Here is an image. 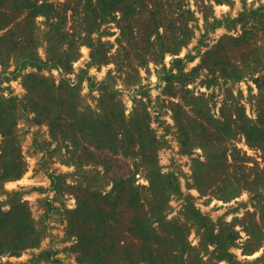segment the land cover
I'll list each match as a JSON object with an SVG mask.
<instances>
[{
	"label": "rangeland",
	"instance_id": "1",
	"mask_svg": "<svg viewBox=\"0 0 264 264\" xmlns=\"http://www.w3.org/2000/svg\"><path fill=\"white\" fill-rule=\"evenodd\" d=\"M45 1L58 7L60 21L53 20L61 23L59 31L50 28L51 35H46L45 18L39 16L30 28H16L13 34L21 39L15 45L0 42V100L25 96L22 76L26 74L51 77L56 83L65 78L76 86L81 108L88 107L95 114L100 110L109 114L110 110L115 116L121 111L113 128L124 126L137 134L134 128L139 127L150 145L144 147L136 141L111 153L95 144L88 146V140L80 137L76 147L70 138H51L45 124H35L31 114L17 111L13 146L20 150L24 172L18 179L0 182V208L7 210L8 195L16 193L15 200L29 206L44 231L38 248L2 256L0 264H83L72 249L74 236L66 230L65 211L76 206L72 187L80 182L81 189L89 185L87 188L103 194L110 191L113 179L127 180L141 189L142 198H150L145 189L153 170L170 175L179 187L165 201L163 213L165 220L175 219L183 225L190 246L182 253L180 247L172 249L173 256H181L167 258L168 264L192 260L199 264H264V139L252 145L240 131L244 122L256 123L259 117L264 121V81L254 82L264 74V24L254 21L257 17L252 14H264V0H184L181 17L176 1L161 0L164 27L159 33L166 35L165 45L172 31L164 29L177 17L186 21L188 41L177 53H165L161 59L157 51L144 54L142 49L143 22L156 0L145 1L147 8L131 22L132 34L124 36L119 27V23L125 24L122 20L100 25L91 22L93 2L86 8L83 0ZM244 11L248 13L239 20ZM24 19L25 13L18 15V22L24 23ZM178 27L180 21L175 22V32ZM87 32L93 43L105 44L106 63L90 64L91 49L82 41ZM242 35L238 47L225 39L215 49L221 39ZM155 37L153 33L151 40ZM48 48L77 56L69 63V72L45 66L39 71L28 65L19 70L18 58L27 50L45 62ZM212 49L221 56L217 65L213 66L217 60L213 53L198 68ZM142 54L149 58L146 62L139 57ZM175 59L182 60L181 68L172 67ZM241 63L247 64L249 74L239 80L226 78L224 67ZM252 70L257 71L250 76ZM50 175L62 176L59 193L52 190ZM187 203L210 224L200 227L185 210ZM147 207L144 204L142 210ZM121 211L117 223L120 240L136 248L138 241L125 231L126 219L133 212L123 207ZM43 250L52 255L38 257Z\"/></svg>",
	"mask_w": 264,
	"mask_h": 264
},
{
	"label": "trees",
	"instance_id": "2",
	"mask_svg": "<svg viewBox=\"0 0 264 264\" xmlns=\"http://www.w3.org/2000/svg\"><path fill=\"white\" fill-rule=\"evenodd\" d=\"M3 1L5 0H0V6L4 9L3 12L0 8V32H5L0 35V42L11 41L10 45H15L17 40L21 39L16 33L13 34L16 28L21 26H23V29L27 26L30 28L33 24L32 21L39 16L45 18L46 35H51L50 28L59 31L61 23L53 20L59 18L57 5L45 0H8L9 5H5L6 2ZM83 1H85V7L90 6V3L93 2L91 5L93 13L91 22L96 23L97 21L96 25L111 20L118 21V23L119 20L124 21V25L119 23L122 36L126 33L132 34L131 22L135 19L136 14H140L145 7L147 8L145 3L147 0ZM172 1H176L179 17H181L185 13L182 10L184 0ZM216 1L222 2L221 0ZM160 7L161 0H156L152 8L147 11L148 17L146 16L143 22L145 35L142 40L144 44L142 49L144 54L150 53L151 50L153 53L157 51L161 59L165 53H177L188 41L184 32L186 21L177 20V17L164 29L165 31H172L167 39L168 43L165 45L166 35L159 33V29L164 27L160 20ZM9 9L13 13H10ZM22 13H25V18H27L24 19V23L17 20L18 15ZM247 13L248 11L240 13L238 19H243ZM252 14L257 17L254 18V21L264 24V14L258 13V11ZM118 17L119 19H117ZM176 21H180L177 32L174 31ZM153 33H156V37L151 40ZM11 36L16 37L10 40L8 37ZM89 36L90 32H87L82 41L91 49L90 64L100 65L106 63L108 57L107 50L104 49L105 44L100 43L99 40L93 43ZM225 39L233 42L235 47H238L239 43L244 40V36L221 39L215 49ZM155 46H157V49ZM214 50H209L206 53V57H203L198 68H203L207 57L213 54ZM47 51L45 62H41L34 52L27 50L25 54L18 58L19 66L22 67L19 70L26 65L36 67L39 71L44 66L46 68H61L66 72L71 70L69 63L77 56L73 54L66 55L65 52L59 53L57 50L50 52L49 48ZM215 56L217 60L214 62V67L221 57L220 55ZM139 57L143 59V62L149 59L143 54ZM172 63L173 68H181L182 60L175 59ZM227 66H230V69ZM224 68L223 72H226V78L234 80H239L249 74V70L246 69L248 68L247 64H229ZM256 71L252 70L250 76ZM80 78L81 76L78 75V79ZM22 81L26 91L24 97L11 96L8 99L0 100V182L18 179L24 172L20 150L17 145L13 146V129L18 121L17 111H21L22 115L31 114V121L35 124H45L49 129L51 138L57 140L70 138L72 145L76 147L79 144L80 137L88 140V146L95 144L100 150H107L111 153H115L118 147L128 148L136 141L144 147L150 145V139L146 138L148 140L146 141L142 135L145 132L140 131L141 129L135 126L136 121L131 125V128L135 126L134 130L137 131V134L130 133V129L128 130L124 126L113 128V123L122 117L123 113L121 111L119 116H115L110 110L109 114L105 113L104 110H100L98 114H95L88 107L85 110L81 108L79 106L80 96L77 95L76 86H71L67 79L61 78L56 83L51 77L26 74L22 76ZM263 81L264 74L254 79L257 84ZM107 95L111 97L112 94ZM119 122L123 123L122 119ZM263 122L262 118L259 117L256 123L244 122L241 125L240 131L245 135V139L249 144L260 143L264 139ZM149 175V178H152L149 179V185L145 190L151 194L150 198H142L141 189L127 180L113 179L110 191L103 194L97 189L87 188L89 185L81 189L80 182L72 187L76 196V206L73 210L65 211L66 230L74 236L75 243L72 249L76 252L77 260L80 263L138 264L142 262L144 264H168L167 258L177 259L179 258L177 256H181H173L171 254L172 249L180 247L181 253L185 249H190L185 238L183 225L175 219L165 220V214L163 213V206H165V201L168 200L169 195L173 191H179L175 179H171L170 175H160L156 170L150 171ZM61 178V175H50V186L53 191L58 193L61 191L59 181ZM15 196L16 193L8 195L7 210L0 208V257L18 256L25 250L38 248L43 237V227L34 221L29 206L19 199L15 200ZM144 204H147L148 207L143 211ZM122 207L128 213L133 212L126 219L125 231L138 241L136 248L126 245L118 235L117 223L121 221ZM184 208L196 219L195 222L199 223L200 227L210 224L189 203ZM228 242L230 241L228 240ZM51 255V252L43 250L38 254V257L45 256V258H49ZM199 263V260L188 261V264Z\"/></svg>",
	"mask_w": 264,
	"mask_h": 264
}]
</instances>
